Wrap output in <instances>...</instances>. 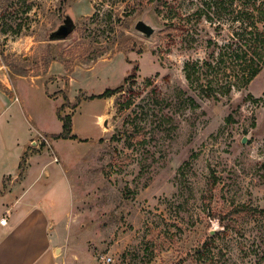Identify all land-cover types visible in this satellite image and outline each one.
Here are the masks:
<instances>
[{
  "label": "rangeland",
  "instance_id": "374dc122",
  "mask_svg": "<svg viewBox=\"0 0 264 264\" xmlns=\"http://www.w3.org/2000/svg\"><path fill=\"white\" fill-rule=\"evenodd\" d=\"M205 1L0 0V88L16 86L15 120L31 117L35 137L47 136L61 131L64 106L83 140L48 137L51 148L36 149L70 188L71 200L47 204L63 242L58 264H264V68L221 101L190 85L185 63L204 60L206 40L224 42L236 26L231 15L200 19ZM66 16L74 32L51 40ZM132 76L113 97L88 100ZM9 136L0 179L4 162L8 175L18 171Z\"/></svg>",
  "mask_w": 264,
  "mask_h": 264
},
{
  "label": "crops",
  "instance_id": "0c3cea01",
  "mask_svg": "<svg viewBox=\"0 0 264 264\" xmlns=\"http://www.w3.org/2000/svg\"><path fill=\"white\" fill-rule=\"evenodd\" d=\"M5 85V89L0 88V141H5L9 135L11 139L17 140L16 150L9 155L11 154L15 166L18 165V171L14 176L8 175L5 170L10 169L6 166L7 162H4L0 179L5 186L0 190V220L6 217L7 223L0 224V264H58L59 257L63 254L58 256L57 252L63 249V242L57 241L59 234L54 231V212L47 204L52 202L55 207L57 202L71 200L70 188L66 177L61 174L62 166L53 163L52 158H47L45 151L37 152L36 149H39V142L35 137L39 130L37 123L31 117L29 122L15 120L18 111L16 104L20 100L15 92L16 86L9 91L8 82H5ZM60 124L61 131L46 133L47 136L61 134L62 121ZM73 134L76 135L74 126ZM20 141L23 143H18ZM54 141L52 139V142ZM24 157L25 166L23 165L22 171L20 166ZM48 168L51 169L50 175L53 180L50 177L45 180L44 184H48L46 186L49 191L40 195L36 187L40 184L43 173L44 175L48 173ZM57 173L60 175L59 178ZM34 189L35 191L30 194ZM55 196L57 198H54ZM68 206L67 204L66 207ZM66 207L63 206L62 210ZM46 243L49 245L46 246Z\"/></svg>",
  "mask_w": 264,
  "mask_h": 264
},
{
  "label": "trees",
  "instance_id": "16d2710c",
  "mask_svg": "<svg viewBox=\"0 0 264 264\" xmlns=\"http://www.w3.org/2000/svg\"><path fill=\"white\" fill-rule=\"evenodd\" d=\"M198 11L200 19L221 21L226 15L233 16L235 27L229 39L219 42L213 38L206 40V57L202 61H188L184 70L187 81L205 98L221 101L223 97L231 98L235 90L246 89L264 68V0H208ZM29 9V7H28ZM177 32L176 28L173 29ZM220 35L223 25L215 29ZM182 30L179 33L184 34ZM135 76L125 80L124 86L107 89L99 95H92L88 100L108 99L122 92L129 82L134 84ZM57 116L63 123V132L48 136L53 140L83 141L73 134V116ZM232 116L227 121H232ZM86 141V140H84ZM25 162L22 160L21 168ZM23 172L20 173L22 176Z\"/></svg>",
  "mask_w": 264,
  "mask_h": 264
},
{
  "label": "water",
  "instance_id": "95a60500",
  "mask_svg": "<svg viewBox=\"0 0 264 264\" xmlns=\"http://www.w3.org/2000/svg\"><path fill=\"white\" fill-rule=\"evenodd\" d=\"M76 28V24L74 20L70 16H66L63 24L58 27V29L50 34V39L51 40H58V39H63L67 38L70 34L74 32ZM136 30L143 35L146 38L152 37V35L156 32V29L153 28V26L147 24L144 21H139L136 25ZM245 138L243 140V143H246Z\"/></svg>",
  "mask_w": 264,
  "mask_h": 264
},
{
  "label": "built area",
  "instance_id": "2783aa9c",
  "mask_svg": "<svg viewBox=\"0 0 264 264\" xmlns=\"http://www.w3.org/2000/svg\"><path fill=\"white\" fill-rule=\"evenodd\" d=\"M37 142H39V146H40V144L41 145L46 144V145L49 146V148H51L50 138H48V136H46V135L38 134V136H37ZM55 161L58 162V159L56 158ZM6 223H7V218L6 217L0 220V224L1 225H6Z\"/></svg>",
  "mask_w": 264,
  "mask_h": 264
},
{
  "label": "bare ground",
  "instance_id": "6f19581e",
  "mask_svg": "<svg viewBox=\"0 0 264 264\" xmlns=\"http://www.w3.org/2000/svg\"><path fill=\"white\" fill-rule=\"evenodd\" d=\"M101 121H102V118H101Z\"/></svg>",
  "mask_w": 264,
  "mask_h": 264
}]
</instances>
